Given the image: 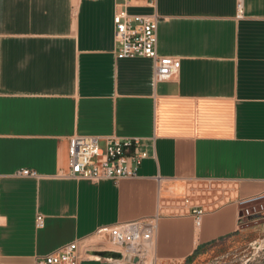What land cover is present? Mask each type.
<instances>
[{
    "label": "crops",
    "instance_id": "1",
    "mask_svg": "<svg viewBox=\"0 0 264 264\" xmlns=\"http://www.w3.org/2000/svg\"><path fill=\"white\" fill-rule=\"evenodd\" d=\"M121 2L0 0V264L74 241L109 251L101 230L161 206L157 263L185 264L237 233V200L264 191V0H243L241 18L237 0H158V52L181 60L160 83L151 59L115 56ZM76 136L141 138L151 156L133 179H67ZM176 184L208 193L199 229L170 213Z\"/></svg>",
    "mask_w": 264,
    "mask_h": 264
},
{
    "label": "built area",
    "instance_id": "2",
    "mask_svg": "<svg viewBox=\"0 0 264 264\" xmlns=\"http://www.w3.org/2000/svg\"><path fill=\"white\" fill-rule=\"evenodd\" d=\"M145 4L154 10L150 15H130L127 12L128 0L116 4L114 23V53L118 60L125 58H149L154 64L155 83L168 82L179 75L181 60L176 57L162 56L158 52V0H145ZM238 18L243 17V0H237ZM96 136H76L71 138L68 151V169L64 178L99 184L109 180L115 183L124 179H133L138 175L142 162L151 155L141 138L106 137L101 141ZM17 177H37L36 172L20 170ZM159 186L165 180L157 178ZM180 188V189H179ZM196 189L187 184H176L169 200L172 215L192 216L197 229L207 209L200 203L204 196L196 195ZM161 202H165L161 195ZM240 224L244 222L264 221V191L248 198H239ZM162 207V206H161ZM159 210L154 216L122 222L103 230V236L109 244V251L122 255L123 264H133L137 258L146 262L156 257V240L159 220L163 217ZM164 208V207H163ZM36 226L44 227V216L37 215ZM95 251L83 246L80 241L66 244L59 249L35 257V264H81L87 260L88 252ZM154 261V260H153Z\"/></svg>",
    "mask_w": 264,
    "mask_h": 264
},
{
    "label": "rangeland",
    "instance_id": "3",
    "mask_svg": "<svg viewBox=\"0 0 264 264\" xmlns=\"http://www.w3.org/2000/svg\"><path fill=\"white\" fill-rule=\"evenodd\" d=\"M196 195L208 196V193L198 192ZM148 263L159 264L157 257L149 258ZM185 264H264V221L240 224V229L232 237L206 247L203 254L194 256Z\"/></svg>",
    "mask_w": 264,
    "mask_h": 264
},
{
    "label": "water",
    "instance_id": "4",
    "mask_svg": "<svg viewBox=\"0 0 264 264\" xmlns=\"http://www.w3.org/2000/svg\"><path fill=\"white\" fill-rule=\"evenodd\" d=\"M87 260L81 264H123V257L120 253L114 251H90ZM138 259L133 260V264L138 263Z\"/></svg>",
    "mask_w": 264,
    "mask_h": 264
},
{
    "label": "bare ground",
    "instance_id": "5",
    "mask_svg": "<svg viewBox=\"0 0 264 264\" xmlns=\"http://www.w3.org/2000/svg\"><path fill=\"white\" fill-rule=\"evenodd\" d=\"M147 261H148V260H147ZM147 261H146V262H147ZM146 262H141L140 264H146ZM148 264H151V263H148Z\"/></svg>",
    "mask_w": 264,
    "mask_h": 264
},
{
    "label": "trees",
    "instance_id": "6",
    "mask_svg": "<svg viewBox=\"0 0 264 264\" xmlns=\"http://www.w3.org/2000/svg\"><path fill=\"white\" fill-rule=\"evenodd\" d=\"M198 251V250H197Z\"/></svg>",
    "mask_w": 264,
    "mask_h": 264
}]
</instances>
